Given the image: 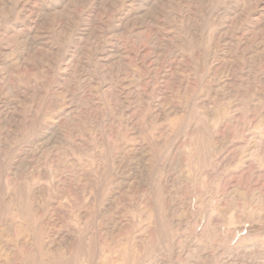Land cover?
<instances>
[{
    "label": "rangeland",
    "instance_id": "obj_1",
    "mask_svg": "<svg viewBox=\"0 0 264 264\" xmlns=\"http://www.w3.org/2000/svg\"><path fill=\"white\" fill-rule=\"evenodd\" d=\"M0 264H264V0H0Z\"/></svg>",
    "mask_w": 264,
    "mask_h": 264
},
{
    "label": "bare ground",
    "instance_id": "obj_2",
    "mask_svg": "<svg viewBox=\"0 0 264 264\" xmlns=\"http://www.w3.org/2000/svg\"><path fill=\"white\" fill-rule=\"evenodd\" d=\"M170 220V219H169ZM205 228V227H204Z\"/></svg>",
    "mask_w": 264,
    "mask_h": 264
}]
</instances>
